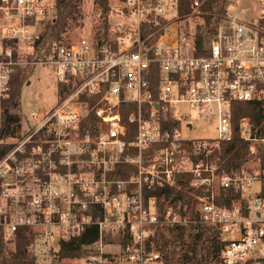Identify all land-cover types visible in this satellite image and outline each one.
Wrapping results in <instances>:
<instances>
[{
    "label": "built area",
    "instance_id": "obj_1",
    "mask_svg": "<svg viewBox=\"0 0 264 264\" xmlns=\"http://www.w3.org/2000/svg\"><path fill=\"white\" fill-rule=\"evenodd\" d=\"M118 1L106 37L52 41L28 60L21 55L37 52L53 1L0 0V131L18 68L24 87L29 67L50 68L57 91L51 108L39 94L25 115L21 104L20 128L0 137L6 252L16 253L21 229L34 233V253L59 251L95 226L97 240L83 246L90 260L118 254L127 264H162L150 244L168 229L215 241L218 264H264V168L219 173L213 160L234 139L235 103L264 110V26L228 14L199 54L197 34L176 25L185 19L178 0ZM201 6L192 3L199 15ZM150 26L159 28L146 35ZM201 125L215 136H201ZM262 127L264 119L238 122L247 162L264 149ZM169 190L188 201L166 200ZM229 195L238 198L218 203Z\"/></svg>",
    "mask_w": 264,
    "mask_h": 264
},
{
    "label": "trees",
    "instance_id": "obj_2",
    "mask_svg": "<svg viewBox=\"0 0 264 264\" xmlns=\"http://www.w3.org/2000/svg\"><path fill=\"white\" fill-rule=\"evenodd\" d=\"M194 0H178V14L181 18H186L193 13L192 3ZM202 3L200 12L205 22V30L198 32L196 35V41L198 44V53H201V47L206 41L208 36L216 34L217 27L223 22L228 15V4L232 0H199ZM82 0H54L53 2V16L49 20V23L44 28L41 36V43L37 45V52L24 56L25 59H32L38 52L44 48L49 42L57 41L59 43H65V36L70 30V21H75L79 13V6ZM94 3L98 5L108 15H116L117 12L113 10L108 0H94ZM112 20L106 18L102 26L101 31L98 33L99 38H104L108 35L111 27ZM261 26H264V17L260 18ZM159 26H150L147 28L145 34L152 33ZM18 58V56H16ZM24 71L20 68L16 70V73L12 77V94L11 99L3 104L4 116L3 125L4 129L0 131V137L5 140L6 138L13 136L18 128L21 126V91L25 85V79L23 76ZM234 114L235 136L232 142L223 143L219 152L215 153L214 161L218 167V172H231L232 170H248L245 168L247 151H243L245 145L239 137L237 132L238 122L241 118L249 117L257 125H260L264 119V110L261 106L255 103H235L232 107ZM124 117H126L124 115ZM264 127L259 129V132H263ZM8 151L6 146H0V156L4 155ZM260 167L264 168V149L259 156ZM124 174L120 171L117 177L123 178ZM189 179V178H188ZM187 179V181H188ZM188 186V185H187ZM164 192H157V198L160 202L162 194ZM166 200H174L175 197L188 201V196L184 191L169 190L165 195ZM238 198L237 195H229L227 198L221 197L218 203L226 202L231 205L232 199ZM98 238V229L95 226L88 227L83 234L76 240L67 244H62L60 250L55 254L60 260L64 259H76L84 256L83 246L94 243ZM202 235L193 236L192 234H186L183 230H168L157 229L152 238V247L161 251L165 264H190L197 260V255L200 251V241ZM34 244V233L28 229H21L17 235V251L14 254L7 253L3 232L0 229V264H38V258L32 252L31 248ZM210 248L213 249L211 253H215L216 256L219 251V245L212 241ZM181 247L180 249H178ZM178 249V250H177ZM179 254V257L177 255ZM177 257V258H176Z\"/></svg>",
    "mask_w": 264,
    "mask_h": 264
},
{
    "label": "rangeland",
    "instance_id": "obj_3",
    "mask_svg": "<svg viewBox=\"0 0 264 264\" xmlns=\"http://www.w3.org/2000/svg\"><path fill=\"white\" fill-rule=\"evenodd\" d=\"M54 2V0H51ZM172 1V0H169ZM109 4L116 12L121 10V6L118 0H108ZM195 13V14H194ZM228 14L237 18L241 22L251 23L258 22L260 25V18L264 17V0H232L228 4ZM261 15V17H259ZM112 20V23L116 21L117 15H108L98 5L94 3V0H82L79 6V13L76 20L70 21V30L65 36L64 42L73 43L83 38H95L101 31L102 26L106 18ZM170 21H177L176 18H171ZM49 23L47 21L43 24L41 32L43 33L44 28ZM163 23V21H162ZM176 25L179 27L180 33L192 37L198 32L205 30V22L201 15L193 11L187 18L178 20ZM175 27L170 28L171 31H175ZM27 56L21 55V57ZM25 78H29L32 82L31 86L23 87L21 91V102L23 114H27L31 108L32 102L35 99V95L41 96V105L43 107H53L56 102V87L54 83V76L52 70L48 67L36 68L29 67V70H25ZM201 131L200 135L203 137H214L215 133L208 130L206 125H201L198 128ZM260 149H255V153H250L249 161L246 162L245 168L250 171H255L260 168L259 156L261 155ZM200 251L198 253L197 260L190 264H218V257L215 253H211L213 249L210 248V244L200 242ZM38 250H34V254L38 258V264H127L122 261L118 254L113 256V259L107 262L92 261L86 249H83L84 256L76 259H64L60 260L55 254L58 250H50L49 248L37 246ZM179 247L178 249H180ZM57 249V247H55ZM177 249V250H178ZM109 252H116V249L109 248ZM179 257V254L177 255ZM176 257V258H177ZM164 263V260L162 261Z\"/></svg>",
    "mask_w": 264,
    "mask_h": 264
},
{
    "label": "crops",
    "instance_id": "obj_4",
    "mask_svg": "<svg viewBox=\"0 0 264 264\" xmlns=\"http://www.w3.org/2000/svg\"><path fill=\"white\" fill-rule=\"evenodd\" d=\"M259 17H261V15Z\"/></svg>",
    "mask_w": 264,
    "mask_h": 264
}]
</instances>
